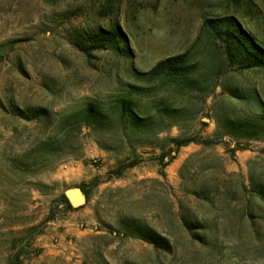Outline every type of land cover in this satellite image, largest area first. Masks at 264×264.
Returning a JSON list of instances; mask_svg holds the SVG:
<instances>
[{
  "label": "rangeland",
  "instance_id": "rangeland-1",
  "mask_svg": "<svg viewBox=\"0 0 264 264\" xmlns=\"http://www.w3.org/2000/svg\"><path fill=\"white\" fill-rule=\"evenodd\" d=\"M106 5L0 0V264H264V138L233 149L224 126L262 111L264 67L229 66L219 44L200 34L205 18L233 13L264 45V0ZM116 21L132 58L111 49L88 56L77 46L81 33ZM199 34L192 49L203 86L165 92L183 108L172 125L147 134L119 123L82 126L67 145L44 151L43 141L63 137L62 117L89 101H111L137 82L134 70L184 52ZM15 106L49 116L28 120ZM175 137L213 143L177 147ZM133 161L120 176L111 173ZM72 187L88 198L67 210L57 200ZM131 218L169 238L172 250L127 235Z\"/></svg>",
  "mask_w": 264,
  "mask_h": 264
},
{
  "label": "trees",
  "instance_id": "trees-1",
  "mask_svg": "<svg viewBox=\"0 0 264 264\" xmlns=\"http://www.w3.org/2000/svg\"><path fill=\"white\" fill-rule=\"evenodd\" d=\"M113 1L107 0V11H113ZM227 1L238 7L243 4L244 0ZM203 32L208 33L219 44L229 66H236L240 69L264 67L263 43L244 27L236 14L205 18L200 34ZM200 34L191 47L184 52L162 58L146 71L134 70L137 82L127 83L111 101H89L80 110L62 117V127L66 130L60 131L62 135L64 134L63 137L54 143L48 140L43 141L44 151L54 153L55 149H50L54 145L61 147L67 145L71 141L70 137L77 132L74 130L82 126L97 130H110L119 123L135 133L147 134L172 125L176 119L182 116L183 108L174 106L165 97V92L169 89L181 92L201 90L203 86L197 75L200 64L195 59L192 49L200 39ZM80 38L76 44L88 56H91L94 50L104 49L114 50L127 58L134 56L128 35L118 21L109 28L99 27L94 32L81 33ZM261 106L262 111L252 116L241 119H225L224 126L227 134L235 140L233 149L246 148L243 145L244 140L264 138V103ZM13 112L28 120L49 116L46 109L41 107L23 109L15 106ZM172 142L177 147L186 146L191 142L213 143L209 139L196 140L193 137L187 139L175 137ZM163 156L166 155L161 156L164 162ZM135 165L136 161L121 163L111 173L120 176L125 169ZM85 193L87 195V192ZM57 201L63 204L67 210L76 208L64 193ZM187 225L192 228L193 224L187 223ZM124 226L127 235L140 238L157 249L172 250L169 238L138 218L126 219Z\"/></svg>",
  "mask_w": 264,
  "mask_h": 264
},
{
  "label": "water",
  "instance_id": "water-1",
  "mask_svg": "<svg viewBox=\"0 0 264 264\" xmlns=\"http://www.w3.org/2000/svg\"><path fill=\"white\" fill-rule=\"evenodd\" d=\"M64 194L74 207L83 205L87 200L85 192L79 187L69 188L64 192Z\"/></svg>",
  "mask_w": 264,
  "mask_h": 264
},
{
  "label": "bare ground",
  "instance_id": "bare-ground-1",
  "mask_svg": "<svg viewBox=\"0 0 264 264\" xmlns=\"http://www.w3.org/2000/svg\"><path fill=\"white\" fill-rule=\"evenodd\" d=\"M77 194V193H76Z\"/></svg>",
  "mask_w": 264,
  "mask_h": 264
}]
</instances>
